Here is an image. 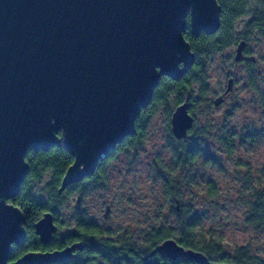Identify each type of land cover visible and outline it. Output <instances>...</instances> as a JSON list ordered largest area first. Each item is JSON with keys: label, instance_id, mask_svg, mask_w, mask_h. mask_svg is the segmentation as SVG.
I'll return each instance as SVG.
<instances>
[{"label": "water", "instance_id": "1", "mask_svg": "<svg viewBox=\"0 0 264 264\" xmlns=\"http://www.w3.org/2000/svg\"><path fill=\"white\" fill-rule=\"evenodd\" d=\"M218 14L215 0H0V264H38L69 252L8 261L25 236L23 214L8 201L27 174L28 150L61 144L70 152L61 190L93 174L99 160L134 133L159 79L180 78L192 61L183 37L187 25L192 33L214 31ZM246 45H236L234 62L242 61ZM232 85L230 78L226 92ZM188 110L183 102L171 113L175 139L192 128ZM34 230L41 244L50 242L57 231L52 213H44ZM156 254L229 264L211 262L173 239L147 257Z\"/></svg>", "mask_w": 264, "mask_h": 264}, {"label": "rangeland", "instance_id": "2", "mask_svg": "<svg viewBox=\"0 0 264 264\" xmlns=\"http://www.w3.org/2000/svg\"><path fill=\"white\" fill-rule=\"evenodd\" d=\"M256 41L249 43L247 62L251 56L256 59L253 81L259 86L264 76V39ZM234 52L235 44L206 60L208 102L193 110L196 122L192 138L198 135L202 153L189 165L176 169L178 178L164 175L169 178L164 181L161 177L173 165L170 161L172 136L165 125V119L176 105L175 95L170 94L151 113L142 141L128 152L114 154L107 164L104 181L85 193L78 209L106 235L116 241H134L139 246L157 228L169 227L176 234L178 218L173 200L176 198L180 206L189 207L197 217L196 235L218 241L223 254L230 256L234 249L248 248L249 255L263 256L264 233L247 223V200L251 194L243 186L241 176L247 170L254 179L264 174V111L257 91L250 86L246 62H234ZM227 72L235 79V88L222 105L213 107L211 103L219 90L225 89ZM198 89L195 85L192 91ZM204 130L209 133L202 135ZM234 132L235 148L231 154L226 153L222 141ZM154 158L160 167L155 168ZM42 182L35 184L37 189L42 187ZM165 183L170 186L169 190ZM209 183L217 189V194L211 197L207 192ZM76 197L74 194L66 199L59 212L61 232L67 229L68 222L72 223ZM107 204L111 209L104 218Z\"/></svg>", "mask_w": 264, "mask_h": 264}, {"label": "trees", "instance_id": "3", "mask_svg": "<svg viewBox=\"0 0 264 264\" xmlns=\"http://www.w3.org/2000/svg\"><path fill=\"white\" fill-rule=\"evenodd\" d=\"M215 1L219 7L217 28L211 32L200 31L192 33L187 25L183 37L190 47L192 61L180 78L172 79L163 76L159 79L157 86L153 89L150 102L140 109L135 119L134 133L125 137L109 155L104 156L105 159L100 161L96 172L91 176H86L82 180L69 184L61 190L63 178L73 163V157L70 152L63 148L61 144L52 145L45 150H28L24 159L28 168L27 174L20 184L16 195L8 201V203L17 207L23 214L25 236L19 244L13 245L12 251L8 256L9 262H15L30 253L45 256L69 250L61 259H56L55 257L47 258L38 264H92V259L96 257L108 258L110 259V264H121L118 261H113V259L122 257L126 259L128 257L142 259L148 256L164 238L175 236L176 238H173L180 245L186 249L203 253L211 262L264 264V250L263 256L258 258L255 255H249L248 248L234 249L232 255L229 256L222 253V245L218 241L212 238L205 239L201 235H196L197 217L192 214L189 207L180 206L181 213H177L178 219L175 229L179 235H174L173 229L169 227L164 229L157 228L149 232L146 238L147 242H143L138 247L131 241H116L112 239L94 221L89 220L84 211L80 210H74L72 223L68 222L66 224L68 227L65 231L61 232L58 228L61 224L58 216L64 201L71 195L76 194V199L80 197L81 203L85 193L94 184L104 181L107 164L113 155L128 152L131 147L139 144L143 136V127L140 124L144 122V116H150L159 104L166 102L170 94L175 95V107L184 102L187 92H189L192 102L197 104L201 100L203 101L202 98L206 90V60L213 53L225 51L234 44L236 48V45L240 41H245L249 46V43L252 41L264 39V0ZM238 25H241V28L238 29ZM246 48L244 51L246 60L243 62L247 64V72L251 79L250 86L257 91L260 107L264 111V91H262V88H264V76L261 79L260 85L257 86V83L253 81V75L256 72V59L253 58L254 61L250 59L247 62V54L249 52L248 47ZM195 85L199 86L196 92L192 91ZM204 132L209 133L208 130H204L202 135H206ZM191 135H193V132ZM58 136L60 137L59 134ZM234 137L235 134L228 133L227 138L223 139L222 149L226 153L231 154L234 150ZM197 138L198 135L192 138L195 140L189 141L184 148L178 146L177 142L171 143L170 152L173 168L187 166L201 156L202 149L197 142ZM206 161H209V163L213 162L209 159ZM91 179L94 180L91 181ZM41 181H43V185L40 189H37L35 184ZM242 182L243 186L249 189L248 194H251L250 200H247V223L264 233V174L260 175L257 179L249 176V178H244ZM165 186L167 190L170 189V186H167L166 183ZM207 192L209 197L217 194V189L213 183L207 184ZM168 194L171 196L170 192ZM46 212L52 213L57 231L50 242L41 244L38 236L35 234L34 224ZM152 257L157 258L159 255L156 254ZM137 263L136 261H131L128 264ZM138 264H151V262L141 260ZM165 264L195 263L180 260Z\"/></svg>", "mask_w": 264, "mask_h": 264}, {"label": "flooded vegetation", "instance_id": "4", "mask_svg": "<svg viewBox=\"0 0 264 264\" xmlns=\"http://www.w3.org/2000/svg\"><path fill=\"white\" fill-rule=\"evenodd\" d=\"M246 47H248V45H246ZM245 47V49H247ZM245 49H244V51H245ZM244 51H243V59H242V61L241 62H239L238 64H242V63H244L243 61H245L246 60V54L244 53ZM254 57L253 56H251V60L252 61H254V59H253ZM227 74V79H226V84H227V81H228V79H230V78H232L233 79V85H232V88L229 90V91H227L226 92V86H225V89H223V90H219V92H218V95H217V97L216 98H221L222 99V102L218 105V106H220V105H222L224 102H225V100L228 98V96L231 94V92L233 91V89L235 88V79L233 78V77H231V76H229V72H227L226 73ZM187 97H186V99L184 100V102H188L189 103V110H188V113L193 117V119H194V121H193V124H192V128L190 129V130H188V132H187V137L185 138V139H175L174 138V136H173V134H172V129H171V123H170V121H171V116H167V118L165 119V125H166V129L168 130V132L170 133V135L172 136V138H171V140H170V145H171V143H176L177 142V145L178 146H180L181 148H184L185 146H186V144H188L189 143V141L191 140V141H194L195 139H191L192 138V135H191V133L194 131L193 129H194V125H195V122H196V117H194L195 115H194V109L197 107V105H199L200 106V104H202V103H206V102H208L207 101V98H206V95H204L203 96V101L201 100L200 102H198L197 104L196 103H194V102H192L191 100H190V97H189V92H187ZM215 98V99H216ZM212 106L213 107H218V106H215L214 104H213V101H212ZM150 117L151 116H144L143 118H144V122L142 123V124H140L141 125V127H143L142 128V134H143V136H144V130H145V128H146V125H147V123H148V121H149V119H150ZM138 125H139V123H137ZM234 134H235V132H234ZM143 136H142V139H143ZM142 139H141V141H142ZM140 141V142H141ZM233 141H235V137L233 138ZM139 142V143H140ZM114 150V149H113ZM112 150V151H113ZM111 151V152H112ZM110 154V153H109ZM108 154V155H109ZM106 157V156H105ZM105 157H103L102 159H105ZM102 159H100L99 160V162L97 163V165H96V167H95V170H94V172H96V168H97V166H98V164L100 163V161H102ZM172 163H173V161H172V155H171V160H170ZM153 165L155 166V168L156 167H160V164H159V162L158 161H156V159L154 158L153 159ZM173 166V165H172ZM172 166H169V169H168V171L167 172H165L163 175H161V177L163 178V180L164 181H168L169 180V178H167V177H165L164 175H167V176H172V178L174 179V177H175V179L176 178H178V177H176V169H178V168H173ZM93 172V173H94ZM161 173V172H160ZM160 173H159V175H160ZM236 174H237V172H235ZM92 175V174H91ZM91 175H89V176H91ZM249 174H248V171H246V172H244V176H241L242 177V179H244V178H249ZM185 176H182V178H184ZM241 177H238L239 179L241 178ZM85 178V177H84ZM92 178V177H91ZM95 179V178H94ZM94 179H91V181H93ZM236 179H237V176H236ZM80 198V197H79ZM174 200V213L176 214V216H177V213H181V207H180V204H179V200L178 199H176V198H174L173 199ZM80 204V203H79ZM106 206H109V208H110V204H107V205H105V207ZM78 207H79V205H76L75 206V210H79L78 209ZM105 207H104V210H105ZM111 209V208H110ZM110 211V210H109ZM174 234V233H173ZM174 235H179L178 233H176V234H174ZM173 237H175V236H173ZM173 237H169V238H164L161 242H163L164 240H166V239H173V240H175ZM147 238V237H146ZM176 238V237H175ZM176 241V240H175ZM132 242H134V241H132ZM144 242H147V240L145 239L144 240ZM160 242V243H161ZM177 242V241H176ZM159 243V244H160ZM134 244L137 246V244L134 242ZM177 244L179 245V246H181V247H183V248H185L184 246H182V245H180L178 242H177ZM140 246V245H139ZM138 247V246H137ZM186 249V248H185ZM93 261H92V264H110L111 262H109L110 261V259H108V258H101V257H96V258H94V259H92ZM148 261L149 263L151 262V264H159V263H163V264H165V263H168V262H176V261H180V260H184V261H188L185 257H180V258H178V259H176V260H171V259H168V258H163V257H157V258H153V257H144V258H142V259H140V258H124V257H122V258H114L113 259V261H118V262H120L121 264L123 263V264H128V263H130L131 261H136V262H138L139 263V261ZM137 263V264H138Z\"/></svg>", "mask_w": 264, "mask_h": 264}, {"label": "snow or ice", "instance_id": "5", "mask_svg": "<svg viewBox=\"0 0 264 264\" xmlns=\"http://www.w3.org/2000/svg\"><path fill=\"white\" fill-rule=\"evenodd\" d=\"M57 139H60V137L58 136ZM2 197H3V189L0 188V198H2ZM13 207H14V205H13Z\"/></svg>", "mask_w": 264, "mask_h": 264}]
</instances>
